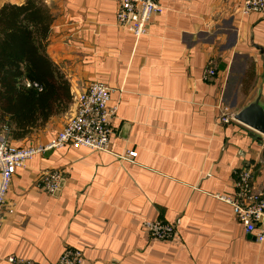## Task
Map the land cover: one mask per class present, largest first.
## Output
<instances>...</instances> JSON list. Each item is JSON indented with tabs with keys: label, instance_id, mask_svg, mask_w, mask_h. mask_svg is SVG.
Returning a JSON list of instances; mask_svg holds the SVG:
<instances>
[{
	"label": "crops",
	"instance_id": "crops-1",
	"mask_svg": "<svg viewBox=\"0 0 264 264\" xmlns=\"http://www.w3.org/2000/svg\"><path fill=\"white\" fill-rule=\"evenodd\" d=\"M158 1L163 13L136 39L116 26V0H41L53 15L46 54L71 93L92 81L115 89L112 153L65 146L18 169L0 264H12L9 255L55 264L65 246L82 252V264H264V242L218 196L232 195L234 169L249 165L264 190V137L216 121L221 96L237 112L260 88L264 105V15H240L244 0ZM24 2L0 0V8ZM209 60L216 74L205 78ZM250 65L253 79L243 85ZM72 110L16 144L48 143ZM127 150L136 151L133 161L119 157ZM42 170L63 171L57 194L35 188ZM176 219L173 242L152 240L142 227Z\"/></svg>",
	"mask_w": 264,
	"mask_h": 264
},
{
	"label": "built area",
	"instance_id": "built-area-1",
	"mask_svg": "<svg viewBox=\"0 0 264 264\" xmlns=\"http://www.w3.org/2000/svg\"><path fill=\"white\" fill-rule=\"evenodd\" d=\"M116 26L134 35L136 39L147 35L153 17L160 15L164 7L158 0H116ZM240 15L251 12L264 15V0H244L239 7ZM216 74L212 60L204 68L205 78ZM29 85L28 82H26ZM115 89L99 81L90 82L81 92L73 95V110L63 127L46 144L29 146L14 144L9 138V130L0 125V228L7 213H12V205L7 203V192L18 169L27 167V162L37 154L65 146L83 147L92 151L112 153L111 136L113 120L117 116L118 102L113 101ZM216 121L220 125L229 124L235 112L225 102L223 96L216 103ZM264 137V136H263ZM133 161L136 151L127 150L119 156ZM64 173L59 170H42L38 173L35 188L50 195L57 194L63 187ZM253 165L234 169L232 195H218L229 203L234 219L245 232L253 234L258 243L264 242V190L254 185ZM179 219L173 222L143 220L142 227L150 239L162 242L176 241ZM6 260L12 264H37L30 259L9 255ZM82 252L65 246L55 264H82Z\"/></svg>",
	"mask_w": 264,
	"mask_h": 264
},
{
	"label": "trees",
	"instance_id": "trees-1",
	"mask_svg": "<svg viewBox=\"0 0 264 264\" xmlns=\"http://www.w3.org/2000/svg\"><path fill=\"white\" fill-rule=\"evenodd\" d=\"M52 22L41 0L0 8V125L8 128L13 143L66 113L73 103L69 81L46 54ZM252 76L250 65L243 85Z\"/></svg>",
	"mask_w": 264,
	"mask_h": 264
},
{
	"label": "water",
	"instance_id": "water-1",
	"mask_svg": "<svg viewBox=\"0 0 264 264\" xmlns=\"http://www.w3.org/2000/svg\"><path fill=\"white\" fill-rule=\"evenodd\" d=\"M234 119L254 129L260 136H264V105L260 88L253 100L235 112Z\"/></svg>",
	"mask_w": 264,
	"mask_h": 264
},
{
	"label": "rangeland",
	"instance_id": "rangeland-1",
	"mask_svg": "<svg viewBox=\"0 0 264 264\" xmlns=\"http://www.w3.org/2000/svg\"><path fill=\"white\" fill-rule=\"evenodd\" d=\"M249 64V62H247V65ZM247 70V68L245 69V71ZM14 144H16V143H14Z\"/></svg>",
	"mask_w": 264,
	"mask_h": 264
}]
</instances>
